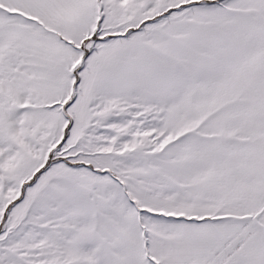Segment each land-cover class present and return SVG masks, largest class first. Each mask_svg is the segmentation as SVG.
<instances>
[{
  "label": "snow or ice",
  "instance_id": "obj_1",
  "mask_svg": "<svg viewBox=\"0 0 264 264\" xmlns=\"http://www.w3.org/2000/svg\"><path fill=\"white\" fill-rule=\"evenodd\" d=\"M0 264H264V0H0Z\"/></svg>",
  "mask_w": 264,
  "mask_h": 264
}]
</instances>
